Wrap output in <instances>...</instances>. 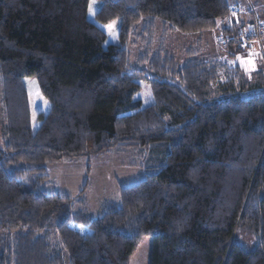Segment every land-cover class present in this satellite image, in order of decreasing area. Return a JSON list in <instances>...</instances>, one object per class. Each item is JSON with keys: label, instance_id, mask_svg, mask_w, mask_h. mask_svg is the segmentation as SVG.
Segmentation results:
<instances>
[{"label": "trees", "instance_id": "16d2710c", "mask_svg": "<svg viewBox=\"0 0 264 264\" xmlns=\"http://www.w3.org/2000/svg\"><path fill=\"white\" fill-rule=\"evenodd\" d=\"M90 1L0 0V264H129L144 236L148 264H264V65L248 74L197 47L180 63L150 29L220 28L233 59L264 1L248 6L249 25L228 0H96L92 15ZM115 20L118 43L105 44L99 24ZM29 77L49 103L35 129ZM113 147L160 151L165 163L95 218L83 189H51L47 164Z\"/></svg>", "mask_w": 264, "mask_h": 264}, {"label": "rangeland", "instance_id": "374dc122", "mask_svg": "<svg viewBox=\"0 0 264 264\" xmlns=\"http://www.w3.org/2000/svg\"><path fill=\"white\" fill-rule=\"evenodd\" d=\"M228 2L229 5H239L243 9L240 11L237 19L247 22L249 25L251 23V16L248 13V6L252 4L255 6L254 1L249 2V5L247 0H228ZM90 8L92 9L90 11L92 15L98 8L96 0L90 1ZM255 12V17H257L259 24H255L256 19H253V26L250 24V27L242 29L245 35L241 43L244 51L238 53L233 59L228 57L229 52L222 44L225 41V37L221 34L220 28L211 32L187 35L179 32L164 31L163 22L156 20L150 28H153V45H155V49L157 50L162 46L163 49L173 54L180 63L185 60L186 49L188 47H197V52L199 53L197 56H202L206 59H221L230 62L228 63L229 65L238 64L249 74L264 65V32L259 37L252 34L255 33V28L258 30L261 26L264 28V3L260 2L258 6H255ZM260 22H263V24ZM108 25H113V27L109 29ZM138 25L139 27L134 31V35L127 46L131 63L134 67H141L136 62L138 54L143 52L142 41L139 37L135 40V34L139 33L142 23ZM99 26L107 34L105 44L118 43V21L99 24ZM218 27H220V23ZM249 35H253L254 37L248 38V40L246 36L248 37ZM25 83L32 114V127L35 129L38 125L35 117L36 113L38 111L46 112L49 108V103L40 93L34 78H26ZM137 95L144 106L150 105L153 102L152 90L147 81H142L141 89ZM4 119L2 88L0 84V145H2L1 131L3 125H5ZM164 163L165 156L160 151L113 147L98 154L61 160L47 164L46 166L50 184L52 185L50 186L51 189L61 193V195L71 197H76L83 189L84 210L92 218H95L103 214L102 204L105 201L118 200L123 187L138 183L146 175L156 172ZM77 205L75 207L80 206ZM150 247L151 237L144 236L133 252L129 264H148Z\"/></svg>", "mask_w": 264, "mask_h": 264}, {"label": "built area", "instance_id": "2783aa9c", "mask_svg": "<svg viewBox=\"0 0 264 264\" xmlns=\"http://www.w3.org/2000/svg\"><path fill=\"white\" fill-rule=\"evenodd\" d=\"M257 24H259V23H257ZM261 24H263V23H261ZM263 30H264V28H262V26H261V28L259 30L257 28H255V33L256 34H260Z\"/></svg>", "mask_w": 264, "mask_h": 264}, {"label": "snow or ice", "instance_id": "6c2138e0", "mask_svg": "<svg viewBox=\"0 0 264 264\" xmlns=\"http://www.w3.org/2000/svg\"><path fill=\"white\" fill-rule=\"evenodd\" d=\"M90 11H92V9L90 8ZM109 29H111L113 27V25H108L107 26Z\"/></svg>", "mask_w": 264, "mask_h": 264}, {"label": "crops", "instance_id": "0c3cea01", "mask_svg": "<svg viewBox=\"0 0 264 264\" xmlns=\"http://www.w3.org/2000/svg\"><path fill=\"white\" fill-rule=\"evenodd\" d=\"M46 171H47V166H46ZM59 193V192H58ZM59 194H61V193H59ZM66 196H68V195H66ZM84 208V207H83Z\"/></svg>", "mask_w": 264, "mask_h": 264}]
</instances>
